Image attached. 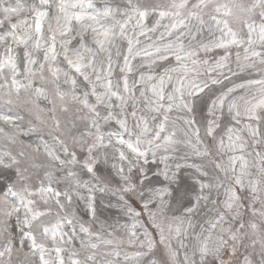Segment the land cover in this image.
I'll use <instances>...</instances> for the list:
<instances>
[{"label": "snow or ice", "instance_id": "6c2138e0", "mask_svg": "<svg viewBox=\"0 0 264 264\" xmlns=\"http://www.w3.org/2000/svg\"><path fill=\"white\" fill-rule=\"evenodd\" d=\"M0 264H264V0H0Z\"/></svg>", "mask_w": 264, "mask_h": 264}]
</instances>
